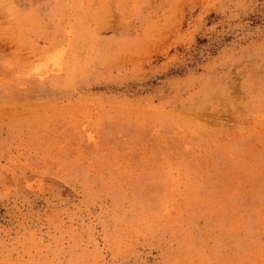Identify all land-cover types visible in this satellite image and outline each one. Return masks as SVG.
Returning a JSON list of instances; mask_svg holds the SVG:
<instances>
[{
    "label": "rangeland",
    "instance_id": "rangeland-1",
    "mask_svg": "<svg viewBox=\"0 0 264 264\" xmlns=\"http://www.w3.org/2000/svg\"><path fill=\"white\" fill-rule=\"evenodd\" d=\"M0 264H264V0H0Z\"/></svg>",
    "mask_w": 264,
    "mask_h": 264
}]
</instances>
